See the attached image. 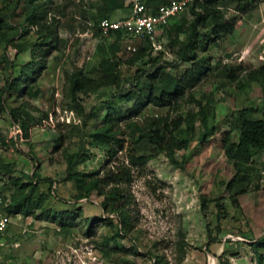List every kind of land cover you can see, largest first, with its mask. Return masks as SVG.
Instances as JSON below:
<instances>
[{
  "label": "rangeland",
  "instance_id": "obj_1",
  "mask_svg": "<svg viewBox=\"0 0 264 264\" xmlns=\"http://www.w3.org/2000/svg\"><path fill=\"white\" fill-rule=\"evenodd\" d=\"M119 1L108 9L110 0H0V91L20 79L17 92L4 96L8 110L0 112V184L15 190V206L28 201L13 215L0 254L6 264H154L156 255H164L170 264H220L221 259L258 264L253 243L264 235V151L253 158L248 192L231 196L228 185L236 171L226 158L223 140L238 141L241 109L253 106L259 109L256 116H262L264 84L240 88L246 71H237L236 80L229 74L232 68L250 71L264 64V0L216 4L221 34L208 36L212 26L205 22L197 47L208 70L179 99L175 111L155 107L133 83L138 71L145 72L143 83L157 73L159 95L167 73L180 76L192 68L177 52L194 15L190 8L180 15L159 34L151 56L131 66L127 61L143 40L126 34L105 37L99 30L104 16L119 19L128 14ZM43 2L50 29L38 30L31 15ZM225 25L232 30L224 32ZM49 31L50 36H44ZM104 61L117 65L119 85L80 94L82 113L72 102L69 79L82 74L97 81L104 76ZM131 91L134 98L128 99ZM139 98L144 101L140 106ZM199 103L210 105L208 131ZM93 108L96 118L85 123ZM168 112L185 119L183 135L191 141L186 149L169 154L159 153L147 139L138 141V155L155 158L133 168L130 226L124 230L118 214L103 208L104 196L94 192L78 198L72 177L102 175L106 166L128 163L131 133L126 125ZM108 114L125 131L118 136L126 138L122 147L116 146L110 164L91 136ZM15 126L22 136L14 133ZM11 178L15 185L9 183ZM209 233L216 242L208 248ZM182 239L183 260L177 249Z\"/></svg>",
  "mask_w": 264,
  "mask_h": 264
},
{
  "label": "trees",
  "instance_id": "obj_2",
  "mask_svg": "<svg viewBox=\"0 0 264 264\" xmlns=\"http://www.w3.org/2000/svg\"><path fill=\"white\" fill-rule=\"evenodd\" d=\"M110 1L112 6L110 5L108 9H114V7H117V5L120 3L119 0ZM126 1L127 0H122L120 6H124V8H126ZM219 1L241 2L243 0H202V2L197 0L189 7L192 15H194V19L189 25V31L186 34L185 40L179 44V51L177 54L183 61L193 63L191 69L186 70V72L180 76L167 73L165 77L160 80L163 89L159 95L156 94L157 73H155L153 77H147V80L144 83L141 81V76L144 75L145 72L138 71L135 74L133 87L139 92L147 93L155 107H169L173 111L178 110L179 99L185 97L187 92L195 87L198 81L208 70V67L204 65L206 59L199 58L197 54V47L200 45V28L205 24V22L209 21L212 29L208 31V36L221 34L220 24L222 22V16L216 9V4H218ZM152 3L155 4L153 1ZM197 8L200 9L197 10ZM48 14L49 11L45 2L40 3L38 7L34 8V12L31 15V20L33 25L37 26L38 30L40 27H46L50 29V27L46 25L49 16ZM105 18L107 17L104 16L103 19ZM54 20H56L55 17ZM230 30H232V26L225 25L224 32H229ZM50 31L44 36H50L52 33H50ZM123 35L125 34H123L121 31H115L111 32L109 36L120 38L123 37ZM153 49L154 48L152 47L149 40H143V42L129 58L127 63L131 66L138 65L151 56ZM157 61L158 59L154 61V64H156ZM116 66L117 65L104 61L102 63L104 76L97 81L88 79L82 74H74L70 77L69 90L72 102L77 105L82 113L85 111V108L80 103V94L87 93L89 90H98L103 86L119 85L120 71H116ZM237 71H246L247 74L245 79L240 82V88H245L253 82L264 84V64L250 71L246 69L243 70L241 68H232L230 69L229 78L236 80L238 78V74L236 73ZM19 82L20 79L17 82L15 80L0 91V112L8 110V107L5 104L4 96L9 92H17ZM20 87H22V84ZM134 92L131 91L127 98H134ZM143 103V99H137L138 106L142 105ZM199 107L202 125L204 126V130L208 131L210 124L207 120V109L210 107V105H202L199 103ZM258 112L259 109L253 106L241 109L238 112V117L236 119V124L239 129L238 141L231 142L227 137H225L223 140L226 158L229 162L233 163L234 169L236 171L235 178L228 185L231 196L236 197L248 192L250 184L249 172L254 170L253 158L258 153L264 151V109L262 110L261 117L256 116V113ZM95 118L96 112L93 108L91 113L86 115L85 123L88 121V119L90 120ZM14 120L17 121L15 118ZM115 120L117 121V119H114L111 114H108L106 119L99 122L98 126L95 127L91 133L93 144L102 147L106 151L108 156V164H110L117 155L118 150L116 146L122 147L123 143L126 141L125 137L120 138L118 136V134L125 135V131L117 128L115 125ZM184 122L185 119L182 116L173 117L168 112L166 115H162L160 117L150 116L145 118L143 121H134L128 123L126 126L130 128L131 133L128 148L130 154L127 155L129 162L125 164L124 161V163L122 162L120 165L106 166L102 175L96 174L95 176L91 175L89 177H85L83 174H75L72 178L77 183V187L80 192L78 198H88L94 192H96L99 196H104L103 208L105 210H110L111 212L117 213L122 228L127 230L130 226V206L133 202V195L129 188L133 180V168L145 166L150 160L155 158L153 155H138L134 147L138 141L147 139L159 153L169 154L176 150L186 149L191 140L190 138L183 135L182 126ZM27 130L28 128L25 127L26 136ZM136 136H138V139H136ZM72 163L73 159L70 161L71 165ZM0 172H2L1 166ZM10 182L11 184L15 185L16 179L11 178L9 183ZM6 186L8 187L9 184ZM256 188L259 189V187ZM15 199L16 196L14 190L12 195L13 205L7 210L11 215L19 213L21 208L26 206V203L28 202L26 199L20 205L15 206ZM217 207L220 211L223 210L224 207L222 201H217ZM183 242L184 239L180 240L177 245L181 260L184 259L185 255V247ZM214 242H216V238H214L211 233H209V242L207 243V247L209 248ZM253 249L255 251L254 253L257 263L264 264V235L253 243ZM153 259H155L154 264H170L164 255H156L153 257ZM220 264L230 263L227 259H221Z\"/></svg>",
  "mask_w": 264,
  "mask_h": 264
},
{
  "label": "built area",
  "instance_id": "obj_3",
  "mask_svg": "<svg viewBox=\"0 0 264 264\" xmlns=\"http://www.w3.org/2000/svg\"><path fill=\"white\" fill-rule=\"evenodd\" d=\"M195 1L197 0H127L128 14L119 19L101 20L99 29L105 37H108L111 32L121 31L123 34L141 40H149L152 47L156 49L159 34L171 26ZM198 1L202 2V0ZM135 51L136 48H134ZM14 130V133L22 136L21 128L15 126ZM12 195L13 191L10 188L0 184V249L7 244L13 223V215L7 211L13 205ZM0 264H6L1 254Z\"/></svg>",
  "mask_w": 264,
  "mask_h": 264
}]
</instances>
